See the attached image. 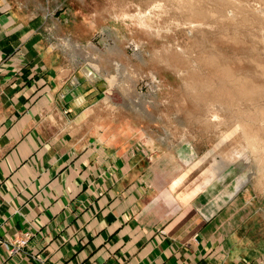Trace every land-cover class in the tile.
Wrapping results in <instances>:
<instances>
[{"label":"crops","instance_id":"0c3cea01","mask_svg":"<svg viewBox=\"0 0 264 264\" xmlns=\"http://www.w3.org/2000/svg\"><path fill=\"white\" fill-rule=\"evenodd\" d=\"M20 13L0 14V50L25 40L32 63L25 85L18 59L0 70V264H264L239 241L241 187L186 166L183 147L87 130L103 88L86 75L71 87Z\"/></svg>","mask_w":264,"mask_h":264},{"label":"rangeland","instance_id":"374dc122","mask_svg":"<svg viewBox=\"0 0 264 264\" xmlns=\"http://www.w3.org/2000/svg\"><path fill=\"white\" fill-rule=\"evenodd\" d=\"M13 9L38 19L71 87L86 69L105 83L87 130L130 134L155 153L183 147L189 168L229 177L247 216L239 241L264 249V0H0V14ZM28 49L0 50V70L18 59L22 85Z\"/></svg>","mask_w":264,"mask_h":264},{"label":"bare ground","instance_id":"6f19581e","mask_svg":"<svg viewBox=\"0 0 264 264\" xmlns=\"http://www.w3.org/2000/svg\"><path fill=\"white\" fill-rule=\"evenodd\" d=\"M85 73L87 74L88 79L93 80L95 82H98V85L104 89L105 83L101 82V80L98 79V77L95 75L94 71H91L90 69H86ZM245 86V85H244ZM107 88V87H106Z\"/></svg>","mask_w":264,"mask_h":264},{"label":"built area","instance_id":"2783aa9c","mask_svg":"<svg viewBox=\"0 0 264 264\" xmlns=\"http://www.w3.org/2000/svg\"><path fill=\"white\" fill-rule=\"evenodd\" d=\"M17 251H18V248H13V249L11 250L12 253H15V252H17Z\"/></svg>","mask_w":264,"mask_h":264}]
</instances>
